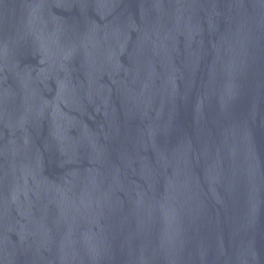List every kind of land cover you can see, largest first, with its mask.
Instances as JSON below:
<instances>
[{
	"label": "water",
	"instance_id": "obj_1",
	"mask_svg": "<svg viewBox=\"0 0 264 264\" xmlns=\"http://www.w3.org/2000/svg\"><path fill=\"white\" fill-rule=\"evenodd\" d=\"M0 264H264V0H0Z\"/></svg>",
	"mask_w": 264,
	"mask_h": 264
}]
</instances>
